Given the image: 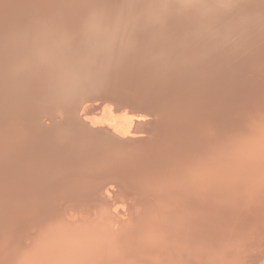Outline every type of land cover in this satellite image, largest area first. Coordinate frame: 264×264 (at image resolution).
<instances>
[{
    "label": "bare ground",
    "instance_id": "6f19581e",
    "mask_svg": "<svg viewBox=\"0 0 264 264\" xmlns=\"http://www.w3.org/2000/svg\"><path fill=\"white\" fill-rule=\"evenodd\" d=\"M76 1L79 6H75L72 12L77 14L87 11L91 17V21L87 23L89 34L86 32L77 36V30L85 25L83 22L86 18L63 26L64 13L67 11L64 6L67 1L57 3L59 6L62 5V8H57L50 6L54 5L51 0H0V168L5 172L4 176L0 175V181L9 178L7 182L0 184V264H32L30 259L36 257L46 258L45 264L60 262L73 264L74 256L78 259L77 264H194L192 260H197L195 263H198L203 259L202 253L207 243H203L204 248L198 242L200 246L189 248L187 244L190 240L182 239L181 234L184 235V232L190 229L191 225L188 224L194 221L192 217L201 215L205 209L207 212V208L203 206L206 204L205 199L211 197L216 208H219L220 202L224 208V213L219 215L216 212L219 209L208 207L210 212L219 215L218 218L223 216L220 223L223 233L228 229L240 233L237 227H241L244 221H246L244 224L249 221L255 228L246 225L249 229H245L247 233L245 236L241 234L244 236L243 241L250 236V230H254L253 235H259L256 227L260 229L259 223L264 221V159L256 167L254 164L256 162L253 163L251 160L240 166L243 160L239 162L237 158L240 169L238 168V172L234 168L231 169L235 179L232 177L234 179L232 182L223 184L225 177L223 175L227 172H223L222 165L225 166L223 163L226 161L224 162V157H221L223 149L221 150L220 138L224 133L222 131L225 127L222 120L224 116L230 111L240 109L238 103L240 94L251 93V87L246 85L262 87L260 84L264 83L253 79L256 76V74L253 76V73H257L258 66L253 62L254 59L248 62V68L251 62L253 63L252 74L246 71L245 66L241 67L242 56L237 61L238 66L233 69L224 68L222 63L224 56L238 54L251 45L257 47L260 41L255 33L259 35L260 31L257 32L253 28L255 26L253 22L257 21L260 14L259 5L264 14V0H254L256 6L255 3L248 5L250 0ZM111 13L116 16L119 13L115 18L119 19L121 16L120 21L114 19V22L105 23L106 17H110ZM262 22L264 21L260 24ZM258 25L256 29H259ZM61 27H64L62 38L50 42L53 37L50 34ZM16 28L18 29L15 30ZM108 29L122 33L121 37L117 35L120 38L119 42H116L118 39L113 38L114 36L107 35ZM137 29L142 35L129 38L128 32ZM41 40L47 41L49 47L42 50L33 49L32 44ZM122 41L123 44H120ZM233 42L235 44H232ZM65 44L68 46L67 49L71 47L80 49L78 57L73 56L72 63H69L71 60L68 61V68H63L54 77H48L49 82H45L46 69L49 66L48 56L54 55L62 59L68 55L61 52V46ZM259 47L264 50V41ZM89 48L91 50H88ZM81 49H85L84 55ZM244 55L247 56L243 54L242 58ZM254 55L256 56L255 53ZM104 60L108 61L106 64L110 61L115 62L117 68L122 69L121 72L138 79L139 84L135 85L138 87V93L145 95L141 98L153 106L152 112L156 118L151 124L150 134H153L141 144H138L139 140L145 137L137 136L136 132L141 125L142 117H137L131 110L122 108L118 102L117 106L105 104L100 107L93 106L91 110L87 105H83L79 110L82 103L89 101L93 95L85 93L86 90H90L86 86L95 83L96 78L97 82L103 83L107 74L103 75L105 71L100 70V77L96 76L95 79H85L83 76L75 78L74 70L79 68L82 72L89 62H100L99 65H102L101 62ZM25 62H30L32 65L30 72L36 77L32 78V82L20 86L17 82V76L21 74L18 64ZM127 65H133L132 69L127 70ZM65 69L69 73L68 76L61 74L66 72ZM130 80L134 84V80ZM127 81L129 80H126V83ZM73 85H80L81 94L86 98L82 96L78 101H74V105L78 106L76 116L67 114L63 120L60 118L61 121L59 119L58 122L57 119L52 122L50 128L43 122L44 127L34 131L32 136L28 135L30 138L22 133L23 125L26 126L29 118H33L37 111L40 112L43 105L52 107L69 105L70 101L65 99L73 90ZM18 86L19 91H14ZM41 101L43 104L39 107ZM242 106L241 108L244 107ZM254 118L258 122L259 130L256 133L257 138L253 139V142H256L255 148L253 144L252 147L254 149L260 147L258 150L264 152V108L261 107L260 113L257 114L255 109L253 110L250 118L252 131L255 130ZM236 123L239 124L238 121ZM88 128L101 129L104 134L103 136L93 134L86 130ZM24 132L27 134L26 128ZM236 139L237 137L235 143ZM223 140L225 141L222 139L221 142H224ZM225 143L227 141L223 144ZM237 145L235 146L238 147ZM254 152L253 156L256 157ZM238 156L241 157L240 154ZM40 159L39 164L35 165ZM102 172L104 176L99 177L98 174ZM58 175L64 181L57 180ZM226 177L228 181L232 180ZM84 189L88 192L86 195L93 200L88 198L91 202L87 201L95 212L90 214L92 212L90 211L89 215L99 214L103 216V220L104 217L106 220L109 219L111 223H108V227L103 226L101 230L95 228V224L87 222L86 219L83 221L82 213L83 220L77 221L74 219L76 218L74 215H77L76 206L72 207L73 209L69 208L74 210L75 214L72 213L74 218L68 216L70 212L66 215L67 210L66 212L57 210L59 213L57 215L58 213H53L54 211L48 207L47 199L55 195L65 199L64 197H70L74 191L83 192ZM221 190L237 194V197L233 198L236 200L233 203L238 205L236 204L237 207L234 209L231 204L234 207L231 213L227 207V200L219 202L220 197L215 196L218 194L216 192L221 193ZM86 195L80 196L85 199ZM192 195H196L197 198L196 196L193 198ZM148 197L150 202L146 200ZM190 197L194 200H189ZM79 201L80 199L77 203ZM122 201L127 203L126 212L124 209L120 210L121 204L118 205ZM210 203L207 202L208 205ZM113 204L118 205L119 209L113 211L114 214L111 210ZM35 205H39L40 208L37 207L32 212L31 209ZM192 207H196L194 213L197 211L199 215L190 212V208L193 210ZM81 209L83 212L86 211L84 207ZM185 212H190L193 220L190 219L188 223L190 216L186 213L187 216L184 217L187 218L180 220V225L175 222L178 225L173 227L171 221ZM247 212L251 217H245ZM126 213L129 221L122 219ZM77 216L79 217L80 213ZM111 216L114 220L110 218ZM57 217L59 219L62 217L64 221L76 222H73V227L67 231L62 228L64 226L61 225L62 222H57L59 221ZM36 219L43 222V231L38 229L36 238L32 240L33 245L26 246L20 240L24 237L22 230ZM112 221H120L121 225L118 228L116 225L111 226L116 223ZM175 221H178V218ZM218 222L216 223L219 224ZM209 223L207 224L210 228ZM186 225L189 228H185ZM261 229H264L263 226ZM206 230L208 234L213 232ZM197 231L199 232V229ZM91 232L93 235L90 236ZM78 236L82 237L79 247L78 242L75 245V238ZM192 236L191 239H194ZM202 236L204 235H201V238ZM71 237L75 238L68 240ZM196 237L198 240L200 235ZM63 238L68 242L66 240L64 242ZM255 238L264 239V233L261 232L260 237L254 236L252 240ZM243 243L241 242L244 247L240 251L244 248L249 252L254 250L248 257L256 258L252 263L246 264H264V261H261L264 259V245L262 244L259 249L249 243ZM218 245L215 246L216 250L218 249L214 253L216 258L220 256L217 254L218 251L227 249L225 243ZM215 247L211 246V249ZM68 251L73 253L66 257L64 254ZM237 254L231 264L244 262L241 254ZM59 255H63V258ZM234 258L230 257V260ZM218 261L214 264H221Z\"/></svg>",
    "mask_w": 264,
    "mask_h": 264
},
{
    "label": "rangeland",
    "instance_id": "374dc122",
    "mask_svg": "<svg viewBox=\"0 0 264 264\" xmlns=\"http://www.w3.org/2000/svg\"><path fill=\"white\" fill-rule=\"evenodd\" d=\"M52 1V3H54V5H50L51 7H57V8H62L61 6L62 5H57V3H59L60 1H67L66 3H65V5L66 6H64L65 8H66V13H64L65 14V17H64V21H63V26L65 27L66 25H68V23L69 24H73L74 22H76V21H78V20H80V18H86V19H84V24L85 25H83L80 29H78L77 30V36H80L81 34H83V33H86L87 31H88V25H87V23L89 22V21H91V17H90V15H89V13L87 12V11H82V12H80V13H77V14H74L73 12H72V9L73 8H75V6H79V3L77 4V1L75 0V1H72V0H51ZM163 1H167V0H163ZM251 2L249 3V2H247V3H249L248 5H251V4H253V3H255V6H256V2L253 0H250ZM246 3V4H247ZM47 6V5H46ZM240 8V7H239ZM238 8V10H239V12H240V9ZM246 9V8H245ZM247 10V9H246ZM258 11H259V13L260 14H258V18H257V21L256 22H253V24L255 25L253 28L258 32V31H260V34L258 35V34H256L255 33V35H256V38L260 41L259 42V44L261 45V44H263V39H264V26H262V25H264L263 23L264 22H262V24H260L261 23V21H264L263 19H264V14H263V10H262V7L259 5V7H258ZM119 14V13H118ZM118 14H117V16H118ZM123 15V14H122ZM263 15V16H262ZM116 16V14H113V13H111L110 14V17H106V21H105V23H108V22H110V21H112V22H114V19L115 20H119L120 21V18H121V16L119 17V19L118 18H115V17H117ZM260 16H262V17H260ZM111 17H113V18H111ZM123 17H124V15H123ZM261 18V19H260ZM259 20H261L260 22H258ZM226 21H228V19L226 20ZM142 22V21H141ZM259 24V25H258ZM256 25H258V28L259 29H256L257 27H256ZM261 25V26H260ZM64 27H61L60 29H58L55 33H53V34H50L51 36H53V37H51V39L49 40L50 42H52V40H56V38H59L58 40H60L62 37L61 36H63V33H62V31H63V28ZM261 28H263V30L261 29ZM18 28H16L15 30H17ZM262 30V31H261ZM116 31V32H115ZM111 30V29H108V31L106 32L107 33V35L109 36V37H113V38H115V39H118V41H116V42H119V40H120V38L118 37V36H122V33L121 32H119V31H117V30ZM261 32H262V35H261ZM141 32H139L138 31V29L137 30H135V31H130V32H128V35H129V38H131V37H140L142 34H140ZM87 34H89L88 32H87ZM140 34V35H139ZM118 35V36H117ZM22 41V40H21ZM245 41V40H244ZM250 41V40H249ZM36 43H34V44H32V48L33 49H40V50H42L44 47H49V43L47 42V41H44V40H41V41H35ZM244 43V42H243ZM24 45H25V43H23ZM120 44H123V41L122 42H120ZM232 44H235L234 42L232 43ZM231 44V45H232ZM257 45V47L256 48H254L255 46L254 45H251L250 47L248 46V47H246L245 49H243V50H241L240 52H238V54H234V55H227V56H224L223 57V59H222V63H223V66H224V68H226V69H229V68H235L236 66H238V63L239 62H237V61H239V57L240 56H242L243 57V54H247V56L246 55H244V58H242L241 57V59L240 60H242V65L241 64H239V65H241V67L243 66H245L246 67V71L247 72H249V73H251V72H253L254 70H253V63L251 62V65H250V67L249 68H251V69H249L248 68V65H249V61H251V60H253V62L254 63H257V73H253V76H255V74H256V76H255V78L253 77V79L254 80H256V81H260V82H264V81H262V80H264V50H263V48L262 47H259L260 45ZM252 47H253V49H252ZM68 48V46H66V44L65 45H62L61 46V52L62 53H67L68 55H65L64 57H62V59H59L58 58V56H54V55H52V56H48V62H49V66L47 67V72H46V77H47V79L45 80V82H49V78L48 77H54V75H56V73H58V72H60L63 68H68L67 67V64H68V61H70L71 59H72V57L74 56H76L77 55V57H78V53H80L79 51H80V49H75V48H73V47H71V48H69V49H67ZM261 49V50H260ZM88 50H91V48H89ZM255 50V51H254ZM65 51V52H64ZM83 51H85V49H81V52H82V55H84L86 52H83ZM227 51H228V49H227ZM257 51V52H256ZM263 51V52H262ZM94 53H96V52H93V54ZM252 53V54H251ZM254 53L256 54V56L254 55ZM258 53V54H257ZM262 53V54H261ZM246 57V58H245ZM247 59V60H246ZM260 59V60H259ZM257 60H259V61H257ZM243 61H245V63L243 62ZM69 63H72V60L69 62ZM137 63V61L135 60V64ZM125 64H127V62L125 61ZM131 64H133V63H131ZM247 65V66H246ZM18 66H19V70H20V72H21V74L19 75V76H17V82L20 84V86L21 85H23L24 83H30V82H32L31 80H32V78H34V77H36L33 73H31L30 72V70H31V64H30V62H25V63H20V64H18ZM129 66V67H128ZM72 67V66H71ZM132 67H133V65H127V70L129 69V70H131L132 69ZM248 68V69H247ZM245 70V69H244ZM251 70V71H250ZM64 71H66V69L64 70ZM255 71V72H256ZM50 73H51V75H50ZM246 74V73H245ZM252 74V73H251ZM258 74V75H257ZM259 74H261L260 75V77H259ZM263 74V75H262ZM247 76H249V74L247 73ZM260 78V79H259ZM57 83V82H56ZM253 83V82H252ZM39 84H41V81H39ZM262 87H258L257 85H255V87H253V84H251V86H250V84H248V85H246L247 87H251L250 88V90H251V95L250 94H246V95H244V94H240L239 95V99H238V103H239V105H240V109H237V110H235L234 112H239V114H235L233 111H230L229 113H230V117H229V113H227V116H224V118L222 119L223 121H224V126L225 127H223L222 128V131L225 133H223V134H221L222 136H221V138H220V144H221V150H222V158H223V160H224V162L225 163H223V164H225V166L224 165H222L223 166V172H227V174L225 173L223 176H225V177H223V184H226L227 182H232L234 179H235V176L233 175V173H232V168H234V170H237V172H238V170L240 169V166H243V164H247L248 163V160H251V162H256V163H254L255 164V166L257 167V165L259 164L260 165V163L263 161V157H264V152H262L263 150H258L259 148H257V149H254L255 148V146H254V144L256 143H254L253 142V139L255 140L256 138H257V136H256V133H257V131L259 130V126L257 125V121L255 120V118H254V120L255 121H253V124H254V126H255V130L254 131H252V130H250V128H251V125H252V120L250 119V118H252V115H253V110L255 109V114H257V113H260V109H261V107H262V109L264 108V83H263V85L262 84H260ZM20 86H18V87H15L14 88V91H19L18 90V88L20 87ZM80 85H77V86H74L73 85V89H80V87H79ZM75 87H77V88H75ZM17 88V89H16ZM39 89V88H38ZM253 90V91H252ZM257 90H259V91H257ZM254 91H256V92H254ZM16 92H15V94H16ZM253 92V93H252ZM256 93H257V95H256ZM259 93H261V94H259ZM254 94V95H253ZM5 95V94H4ZM242 95V96H241ZM250 95V96H249ZM253 95V96H252ZM247 96H249L246 100L244 99V98H246ZM261 96H263L262 98H261ZM260 99V100H259ZM261 101V102H260ZM242 102H243V104H242ZM69 103V105H59L58 107L57 106H55V107H52V106H48V105H43V106H45V108L43 109V106H42V110L39 112V111H37L36 112V114H35V116L33 117V118H29V120L30 121H28L27 123H26V126L25 125H23L24 126V129H22V133H25V135H27V137H29L30 138V136H32V134H33V132L34 131H37L38 129H40V128H43L44 126H43V124L44 123H46L45 125H49V128H50V125L52 124V122H54V121H57V119H58V122H59V119L60 118H62V120H63V118H65L66 116H67V114L68 115H72L73 117L74 116H76V113H77V110H78V106H76V105H74V102H72L71 100H70V102H68ZM173 103H175L174 101H173ZM247 103V104H246ZM43 104V101H41L40 102V104H39V107L41 106ZM245 104L248 106H245ZM253 104H255L254 106H252ZM244 107H243V106ZM241 106L244 108H241ZM38 107V108H39ZM253 107V108H252ZM60 108V109H59ZM248 108V109H247ZM91 109V108H90ZM39 110V109H38ZM248 110V111H247ZM249 111H252V113L251 112H249ZM257 112V113H256ZM172 113H173V111H172ZM247 113V114H246ZM251 113V114H250ZM95 114V112L93 111V115ZM234 114V115H233ZM242 114V115H241ZM248 114H250L249 116H247ZM92 116V115H91ZM243 116H244V118H243ZM225 117H227L228 118V121H227V118L225 119ZM249 117V118H248ZM248 118V119H247ZM245 119H246V121H245ZM53 120V121H52ZM235 120V121H234ZM241 120V121H240ZM27 121V120H26ZM60 121H61V119H60ZM228 122L227 124H226V122ZM236 121H238L239 122V124L238 123H236ZM44 122V123H43ZM243 123V124H242ZM238 125L237 127L235 126V125ZM247 124V125H246ZM241 125H243V126H241ZM233 127H236V129L235 128H233ZM245 127V128H244ZM25 128H26V130H27V134H26V132H24L25 131ZM227 129V130H226ZM237 129H238V131H237ZM222 131H221V133H222ZM241 132V133H240ZM238 133V134H237ZM240 133V134H239ZM50 135H51V133H49ZM28 135H30V136H28ZM53 135H55V134H53ZM225 135V136H224ZM237 135V136H236ZM239 135V136H238ZM237 137V139H236V143L238 144H236L235 143V138ZM250 136H251V138H250ZM235 137V138H234ZM240 137V138H239ZM55 138V137H54ZM234 138V139H233ZM222 139H225V141H227V143H225V144H223L224 142H221L222 141ZM83 140V139H82ZM245 140V141H244ZM239 142V143H238ZM243 142H244V144H243ZM253 142V143H252ZM80 143V142H79ZM82 144L84 143V141L83 142H81ZM181 143H183V141H181ZM228 143H229V145H228ZM233 143V144H232ZM235 143V144H234ZM232 144V145H231ZM252 144H253V146H254V148L252 147ZM224 145V146H223ZM227 145V146H226ZM234 145V146H233ZM235 145H237L238 147H236ZM240 145H242V146H240ZM229 146V147H228ZM60 147V146H59ZM236 147V148H235ZM243 147V148H242ZM236 149V150H235ZM254 149V150H253ZM244 150V151H243ZM248 150V151H247ZM255 150H257L256 152H254ZM226 151H227V153H226ZM233 151V152H232ZM225 152V153H224ZM243 152V153H242ZM248 152V153H247ZM253 152L255 153V155H256V157L255 156H253L254 154H253ZM104 153H105V151H104ZM233 153V154H232ZM235 153V154H234ZM240 154V156L241 157H239L238 156V154ZM229 154H231V155H229ZM244 154V155H243ZM248 154V156H246ZM259 154V155H258ZM229 155V156H228ZM236 155V156H235ZM258 156H260V157H258ZM263 156V157H262ZM233 157V158H232ZM259 159H258V158ZM237 158H239L238 160H239V162L241 161V160H243V162L241 161L240 162V166L238 165V163H237ZM242 158V159H241ZM256 158V159H255ZM231 159V160H230ZM253 159H254V161H253ZM259 160V162H257V161ZM28 161V160H27ZM41 161V159L40 160H38L37 162H35V165H37V164H39V162ZM42 161H44L45 162V160L43 159ZM29 162V161H28ZM27 162V163H28ZM228 162H230V163H228ZM242 163V164H241ZM2 164V163H1ZM97 165H99V164H97ZM227 165L230 167V169H229V167L227 168ZM235 165H238V166H235ZM1 166V165H0ZM231 166H234V167H231ZM43 167V166H42ZM239 168V169H238ZM3 168H0V175H2V176H4V174H5V172H3V170H2ZM98 169H100L99 167H98ZM234 172H236V171H234ZM99 175V177H103L104 176V172H102V173H100V174H98ZM226 176H228V178H230V180L231 181H228V179H227V177ZM230 176V177H229ZM58 177V179L57 180H59V181H61V179H62V177L60 176V175H58L57 176ZM234 179H233V178ZM8 179L9 178H5L4 180H2V181H0V184H2V183H4V182H7L8 181ZM225 179V180H224ZM63 180V179H62ZM64 181V180H63ZM180 183H182V182H180ZM182 185H183V183H182ZM182 185H180V186H182ZM86 189V188H85ZM85 189H84V191L83 192H85V193H83V192H81V191H74L73 193H72V195L70 196V197H64L65 199H73V200H70V201H68V200H65V199H63V198H61V196L60 195H55L54 197H52V198H49V199H47V201H48V207L49 208H51L54 212L53 213H58V211L57 210H63V211H65L66 212V210H67V212H66V215H67V213L69 214V212H70V215H68L69 217H71V218H74V216L76 217V218H74V219H76L77 221H82L83 219V221H85V219H86V221L87 222H90L91 224H95V228H97V229H102V227L104 226V228H105V226H107L108 227V225L111 223L110 222V220L109 219H105V217H104V220H103V216H99V214H95V215H89V212L90 211H92L90 214H93V213H95V212H93V210H92V208H90V206H91V204H89L88 205V202L90 203L91 201H89L88 200V198L89 199H91L90 197H88L86 194L88 193L87 191H85ZM89 190V189H88ZM104 190H105V188H104ZM232 190V189H231ZM227 191H224L223 192V190H221V193H220V191H217L216 193H218L217 195H215L216 197H220L219 198V202L220 201H223V200H227V207L228 208H230L229 209V212L231 213V212H233L234 211V209H236V207H237V205H238V203H236L235 204V202L233 203V201H236V200H234L237 196V194L235 193V192H232V191H230L231 192V194L230 193H226ZM74 194V195H73ZM82 194H85L87 197L84 199L83 197H81L80 195H82ZM224 194H226V195H224ZM229 196H228V195ZM234 194V195H233ZM222 196V198H224L225 197V199H222L221 198V196ZM57 196H60V197H57ZM104 196V195H103ZM191 196V195H190ZM196 196V195H195ZM194 195H192V197L194 198L195 197ZM234 196V197H233ZM192 197H190V199L189 200H194ZM192 198V199H191ZM196 198H197V196H196ZM230 198H231V201H230ZM234 198V199H233ZM80 199V201H79V203H77L78 202V200ZM217 199V198H216ZM92 200V199H91ZM146 200H148V202H150V198L148 197ZM208 200H210L211 201V203H210V201H208ZM88 201V202H87ZM93 201V200H92ZM145 201V200H144ZM217 201H218V199H217ZM251 201H252V199L250 200V202L249 203H251ZM46 202V201H45ZM81 202V203H80ZM207 202H208V204L210 203V205H208L207 204ZM215 201L213 200V198L211 197V198H207V199H205V206H203L204 208H207V212H206V209H205V211H204V213H200L201 215H199V213L196 211L195 213H194V210H196L195 208L196 207H192L193 208V210L190 208V212H192L193 211V213L194 214H197V215H199V216H197L198 218L200 217L201 219H197V217L194 215V214H192V215H194L195 217H192V216H190V212H188L189 213V216H190V218H188V223H190L189 222V220L191 219V217L194 219V221H192L193 219H191L190 221H192V223H190V224H188V226H190V229L192 230L193 229V231L196 233H194L193 231H191L190 229H188L187 231H185V228H187L188 226L186 225V227L185 228H183L184 230H183V232L185 231V232H187V233H185L184 232V235L183 234H181V237H182V239H188V240H190V244L188 243L187 245V247H189V248H195L197 245L198 246H200L201 244H202V247L204 248V244L203 243H205L206 245H205V249H204V251H205V253H204V251H203V253H202V258L203 259H200V261L198 262V263H195L197 260H192V263H194V264H205V263H209V264H214L215 262H217L218 260V262L219 263H221V264H231L233 261H235V258H236V254H237V250H239V253L238 254H241V256L243 257V258H241L242 259V261H244L243 263L244 264H246V263H249V262H251L252 263V261H255L256 260V258H254V259H251V257H248V256H250L251 254H252V252L254 251V250H250V251H252V252H249V250L247 249V248H244V250L242 249V251H240L241 250V248L242 247H244L245 246V244L243 243V242H245V243H249V245H252V246H254V247H256V248H258L259 247V249L261 248V246H262V244L264 245V239L263 238H255V240H252L253 239V237L254 236H257V237H260V233L262 232V233H264V229L262 230L261 229V227L263 226V228H264V221H261L262 223H259V228L260 229H258V226L256 227L257 229V231H259L260 233H259V235L257 234H255V235H253L255 232H254V230L252 231V230H250L249 231V235L250 236H247V238L243 241V237L247 234V233H245V229H249V227L248 226H250V225H252L251 223H249V221L247 222V224H249L248 226H246L247 224H244V223H246V221H244V223L242 224V226L240 227L239 226V228L237 227V231L239 232L240 231V233H237L236 232V230H235V232H233L232 230H229L228 229V231H229V233H227L228 231L226 230L224 233H223V227L221 226V222H222V217L223 216H221L220 218H218L219 217V215H220V213H224L223 211H224V208H223V206H222V203L220 202L219 203V208H216V206H214V205H216L215 203H214ZM231 202V203H230ZM111 203V202H110ZM69 204H72V206H68ZM87 204V205H86ZM121 204V205H120ZM228 204H230V206H228ZM231 204H233L232 206H236L235 208L234 207H232L231 206ZM235 204V205H234ZM114 206H111V210H112V213L114 214V212L113 211H117V210H119L118 208H117V206L118 205H120L119 207H122V209H120L121 211L123 210V211H127V208H128V206H127V203H124V201H122V202H120L118 205H116L115 206V204H113ZM125 205V206H124ZM74 206H76V212L75 213H77V215H79V213H80V216L78 217L75 213H74V210H72L73 208L72 207H74ZM212 206V207H211ZM217 206H218V204H217ZM37 207H39L40 208V206L39 205H35L34 207H32V209H31V211L33 212L34 210H35V208H37ZM79 207V208H78ZM81 207H84L85 209L84 210H86V211H82L83 209H81ZM208 207H210V208H212V209H216V210H218L219 209V211H216L219 215H216L217 213L216 212H210V210H209V208ZM221 207V208H220ZM69 208H72V209H69ZM117 208V209H116ZM234 208V209H233ZM231 209H233V210H231ZM258 208H255V210H257ZM198 210V209H197ZM189 211V210H188ZM200 211V210H199ZM252 211V210H251ZM208 212H210V213H208ZM228 212V213H229ZM249 212V211H248ZM246 213V215L245 214H243V216L245 215V217H248L249 215H251L250 213ZM72 213H73V215H72ZM81 213H82V217H83V219L81 218ZM88 213V214H87ZM118 213H119V211H118ZM186 213L187 212H185V214H182V215H178V217H176V218H174L175 220H177V218H178V221H175V220H172V221H174V222H172L171 221V223H172V226L173 227H175V226H177L178 224H175V222H177V223H179V225H180V220H185L187 217H184V216H187L188 215V213H187V215H186ZM207 213V214H206ZM252 213V212H251ZM60 214H61V212H60ZM86 214H87V216H86ZM249 214V215H248ZM57 215H59V213L57 214ZM217 217H216V216ZM73 216V217H72ZM184 217V218H182V217ZM203 217V218H202ZM214 217H216L215 219L217 220V221H219L218 223L219 224H217L216 222V220H214ZM249 217H251V216H249ZM58 218V217H57ZM112 220H114L113 219V217L111 216L110 217ZM124 218V219H123ZM205 218V219H204ZM122 219H123V221H129V218H128V215H127V213H126V215H124L123 217H122ZM197 219V220H196ZM212 221H211V220ZM245 219V218H244ZM247 219V218H246ZM245 219V220H246ZM58 220L59 221H57L58 223L59 222H62L63 224H61V225H64L62 228H64L65 230H70L72 227H73V222H76V221H72V220H63L62 219V217H60V219L58 218ZM203 220V221H202ZM207 220V221H206ZM198 221V222H197ZM216 221V222H215ZM110 222V223H109ZM113 223H115L114 221H112ZM201 222V223H200ZM210 222V223H209ZM109 223V224H108ZM173 223H174V225H173ZM205 223V224H204ZM207 223H209L210 224V228H209V225L207 224ZM212 223V224H211ZM217 225H215V224ZM202 224H203V226H202ZM114 225H116L117 226V228L121 225L120 224V221L119 222H116L115 224H113V225H111V226H114ZM193 225H196V226H193ZM43 222L42 221H40V219H36V220H33L32 222H30V224L26 227V228H24V230H22L23 232V234L22 235H24V237L22 238V239H20L21 241H22V243L24 244V245H26L27 246V244H30V246L31 245H33V243L32 242H34V241H32V240H34L35 238H36V236H37V233H38V229L39 230H42L43 231ZM46 226V225H45ZM110 226V227H111ZM200 226V227H199ZM243 226H245L244 228H243ZM253 226V225H252ZM192 227V228H191ZM204 227V228H203ZM207 227V228H206ZM217 229H216V228ZM189 228V227H188ZM202 228H203V231H201L202 230ZM212 228V229H211ZM218 228H220V229H218ZM242 228L244 229L243 231H242ZM253 228H255L254 226H253ZM97 229L95 230V234H97L98 232H97ZM110 230H111V228H109ZM199 229V232L197 231ZM206 229H209V230H211V231H213L212 233H214V234H212V233H210V234H208V232H206V231H208V230H206ZM215 229V230H214ZM223 231H222V230ZM238 229H240V230H238ZM45 230H46V228H45ZM216 230L218 231V232H216ZM261 230V231H260ZM192 233H194V234H192ZM242 231V232H241ZM248 230H246V232H247ZM46 232H47V230H46ZM220 232V233H219ZM251 232H253L252 234H251ZM215 233H217V234H215ZM219 233V234H218ZM235 233H236V235H235ZM193 236H192V235ZM207 234V235H206ZM224 234V235H223ZM240 235V237L238 236V235ZM241 234H243V235H241ZM45 235L47 236V233H45ZM91 235H93V232H91L90 233V236ZM196 235H200V238L198 237V240L196 239L197 237H196ZM201 235H204V236H202V238H201ZM210 235V236H209ZM212 235H215V236H212ZM219 235V236H218ZM253 235V236H252ZM97 236V235H96ZM191 236L194 238V239H191ZM212 236V237H211ZM196 237V238H195ZM204 237V238H203ZM216 237V238H215ZM242 237V238H241ZM249 237V238H248ZM73 238H75V237H73ZM72 237L71 238H68V240H70V239H73ZM81 238L82 237H76L75 238V245H77V243L76 242H78V247H79V241L81 240ZM208 239V241H207V239ZM220 238V240L218 241V239ZM227 238V239H226ZM235 238V239H234ZM55 239H59V237H55ZM55 239H53V240H55ZM201 239V240H200ZM216 239V240H215ZM232 239V240H231ZM63 240H64V242H65V240L66 239H64L63 238ZM187 240V241H188ZM213 241L212 243H211V241ZM235 240V241H234ZM237 240V241H236ZM259 242H258V241ZM67 241V240H66ZM200 241H202L201 243H200ZM231 241H234V242H232L231 243ZM261 241H263V242H261ZM68 242V241H67ZM72 244L74 243V241H70ZM197 242L200 244H197ZM218 242V243H217ZM241 242L243 243V245L241 244ZM192 243L194 244V245H192ZM210 243V245L208 246V244ZM226 244V246H227V249L225 250V249H223L222 251H218L217 252V254L218 255H220L221 256V258H220V256L218 257V258H216V257H214V253H215V251H217L216 250V247L215 246H217L218 244ZM260 243V244H259ZM237 244V245H236ZM254 244H256V245H254ZM257 244H259V245H257ZM196 245V246H195ZM190 246H192V247H190ZM211 246L212 247H215V249H211ZM220 245H218V247H219ZM230 246V247H229ZM209 247H210V249H209ZM233 247V248H232ZM239 247V248H238ZM264 247V246H263ZM228 250V251H227ZM247 250V251H246ZM208 251V252H207ZM214 251V252H213ZM226 251H227V253H226ZM236 251V252H235ZM244 252V253H243ZM72 251H68V252H66L64 255L67 257V256H71L72 255ZM211 253V254H210ZM213 253V254H212ZM205 254H207V256L205 255ZM210 254V255H209ZM216 254V255H217ZM237 254V255H238ZM232 255V256H231ZM61 258H63V255H59ZM205 256V257H204ZM213 258H212V257ZM264 256V255H263ZM209 259H207V258ZM230 257L231 258H234V260H230ZM215 258V259H214ZM224 258V259H223ZM225 258H227V259H225ZM264 258V257H263ZM262 258V259H263ZM72 259H73V261H74V263H76L77 264V261H78V259L76 258V256H74V257H72ZM247 259H249V260H247ZM208 260V261H207ZM245 260H246V262H245ZM30 261H31V263L32 264H45L46 263V258H44V257H36V259H30ZM212 261V262H211ZM221 261V262H220ZM261 261H264V259L263 260H261ZM260 261V262H261ZM211 262V263H210ZM225 262V263H224ZM230 262V263H229ZM73 263V264H74ZM243 263H241V264H243ZM264 263V262H263ZM52 264V263H51ZM59 264H61V262L59 263Z\"/></svg>",
    "mask_w": 264,
    "mask_h": 264
},
{
    "label": "water",
    "instance_id": "95a60500",
    "mask_svg": "<svg viewBox=\"0 0 264 264\" xmlns=\"http://www.w3.org/2000/svg\"><path fill=\"white\" fill-rule=\"evenodd\" d=\"M106 62L108 61L107 60H104V62L102 61L101 62L102 65H99L100 62L98 63L89 62L88 65L87 63L85 64V66L86 65L87 66L84 68L82 72H81V69L79 68H76L74 70V72L76 73V75L74 74L75 78H78V77L81 78V76H83L85 79H89V78L95 79L96 76L100 77L102 70L105 71L103 75L107 74L106 79L104 80L103 83L97 82V78H96L95 83L94 82L90 83L89 87L88 85L86 86V88L90 90L89 91L86 90L85 93L87 94L89 92L91 94L93 93V95L90 96L92 98H89L90 99L89 101H85L82 103L79 110H81V107L83 105H87L88 108L92 109L93 106L100 107L105 104H110L112 106H115L116 102H118L119 103L118 105H120L122 108H127L129 109V111L131 110V112H133V114L136 115L137 117L138 116L142 117L140 120L141 125L139 129L137 130L136 134L139 137L142 136L145 138H141L139 140V143L133 142V144H137V143L141 144L145 140H147L146 138H149L148 136H151L153 134V133L150 134L152 131L151 124L154 123L153 119H156L154 116V113L152 112L153 106L150 102L141 98V96H145V95H140L138 93L139 91L138 87L135 86L137 83L139 84L138 79H135L134 76H129V75L127 76L123 71L121 72L122 69L117 68V65L115 64V62L110 61L109 64L108 63L106 64ZM61 74H63V76L64 75L68 76L69 73L68 71H66V72H61ZM67 78L68 80H70L69 77ZM130 79H132V81L134 80V84L130 82L131 81ZM126 80H129V81H127L126 83ZM80 90L81 89L79 88L71 90L70 93L67 95L68 98L65 100H69V101L71 100L72 102L78 101L79 98L83 96ZM87 112H90V111H87ZM87 125L88 124L85 122V126ZM93 129L94 130H91L88 128L86 130H90V132L93 134L97 133L100 136H103L102 134H104V131L98 128H93ZM122 144L127 145L129 143H122ZM125 147H128V146H125Z\"/></svg>",
    "mask_w": 264,
    "mask_h": 264
}]
</instances>
